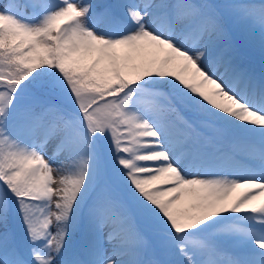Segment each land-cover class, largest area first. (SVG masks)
Returning <instances> with one entry per match:
<instances>
[{
	"label": "snow or ice",
	"instance_id": "6c2138e0",
	"mask_svg": "<svg viewBox=\"0 0 264 264\" xmlns=\"http://www.w3.org/2000/svg\"><path fill=\"white\" fill-rule=\"evenodd\" d=\"M238 36L264 57V0L0 3V264H264Z\"/></svg>",
	"mask_w": 264,
	"mask_h": 264
},
{
	"label": "rangeland",
	"instance_id": "374dc122",
	"mask_svg": "<svg viewBox=\"0 0 264 264\" xmlns=\"http://www.w3.org/2000/svg\"><path fill=\"white\" fill-rule=\"evenodd\" d=\"M8 2H10V0H8ZM197 2H201V0H197ZM208 2H222V0H208ZM0 3H2V0H0ZM237 39L240 40L242 43H244L245 46H247V50L249 53V59L252 61L253 65L258 69L262 61H264V57H262L260 49H259L258 41L255 42L254 45L248 46V42L244 40L243 37L238 36ZM243 162L244 161L242 159L241 163ZM239 194H241L240 188L236 189L235 192L233 193L234 196H238ZM260 203H264V195L259 196L255 200V204L259 205Z\"/></svg>",
	"mask_w": 264,
	"mask_h": 264
},
{
	"label": "bare ground",
	"instance_id": "6f19581e",
	"mask_svg": "<svg viewBox=\"0 0 264 264\" xmlns=\"http://www.w3.org/2000/svg\"><path fill=\"white\" fill-rule=\"evenodd\" d=\"M244 191V189L243 188H240V193H242Z\"/></svg>",
	"mask_w": 264,
	"mask_h": 264
},
{
	"label": "trees",
	"instance_id": "16d2710c",
	"mask_svg": "<svg viewBox=\"0 0 264 264\" xmlns=\"http://www.w3.org/2000/svg\"><path fill=\"white\" fill-rule=\"evenodd\" d=\"M3 2L6 1V0H2Z\"/></svg>",
	"mask_w": 264,
	"mask_h": 264
}]
</instances>
